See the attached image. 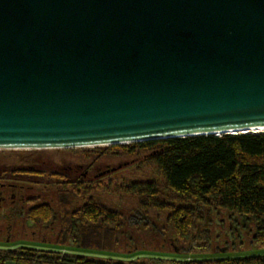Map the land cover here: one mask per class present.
Instances as JSON below:
<instances>
[{
	"label": "water",
	"instance_id": "obj_1",
	"mask_svg": "<svg viewBox=\"0 0 264 264\" xmlns=\"http://www.w3.org/2000/svg\"><path fill=\"white\" fill-rule=\"evenodd\" d=\"M264 128V0H0V149Z\"/></svg>",
	"mask_w": 264,
	"mask_h": 264
},
{
	"label": "trees",
	"instance_id": "obj_2",
	"mask_svg": "<svg viewBox=\"0 0 264 264\" xmlns=\"http://www.w3.org/2000/svg\"><path fill=\"white\" fill-rule=\"evenodd\" d=\"M116 149L131 156L142 152L141 163L148 177L140 182L123 183L118 191L136 196L140 209L167 211V220L176 233H185L197 221L200 223L203 211L212 214L223 211L241 229L253 226V241L264 244V132L167 138L92 147L91 151L99 155L104 150ZM81 184L84 190L89 188ZM51 187L48 190H53L55 196L35 210L40 220L60 221L57 242L63 244L66 235H72L70 238H76L80 247L112 251L119 240L117 213L90 197L79 200L72 197L75 186L71 181H55ZM53 197L56 208L52 206ZM238 219L246 226L239 224ZM11 253L16 255L13 264H57L43 256L51 251L19 248ZM70 259L69 264H98L79 255ZM175 264H264V255Z\"/></svg>",
	"mask_w": 264,
	"mask_h": 264
},
{
	"label": "rangeland",
	"instance_id": "obj_3",
	"mask_svg": "<svg viewBox=\"0 0 264 264\" xmlns=\"http://www.w3.org/2000/svg\"><path fill=\"white\" fill-rule=\"evenodd\" d=\"M81 149L89 151L87 153ZM81 149L0 151V163L8 170L15 169L12 173L22 174L23 176H16L20 179H28L29 175L32 181L35 180L36 183L30 182L28 185H31V189L38 195L43 196L40 197L41 202H47L50 196H55L53 190H48L53 189L51 186L55 181L65 180L73 182L75 188L69 194L75 199L90 197L107 210L117 213L116 225H120L119 240L114 249L107 251L80 247L75 243L76 238H70L72 235H66L63 244L53 242L59 232L60 221L40 220L38 211L35 210L37 206L32 210H21L19 218L17 217L20 220L17 227L21 229L20 222H25L28 234L25 236L18 233L14 239L11 238L8 245L1 247L15 248V251L19 245L38 250L47 249L52 251L51 253L79 255L98 264H128L129 261H137V264H175L183 261L264 255V244L253 241V226L247 225L245 232L244 228L241 229V226L229 221L223 211L214 214L203 211L204 218L200 223L197 221L195 227L191 226L193 229L189 228L187 232L178 234L167 220V211L151 207L140 209L136 196L119 192L118 189L123 183L140 182L148 178L145 166L141 163L142 152L131 156L116 149L104 150L98 155L97 152L91 151L92 147ZM134 164L136 166H131ZM73 165L80 167L78 175H65V168ZM80 182H83V187L89 185V188L84 190L79 186ZM53 200L52 206L56 208L55 197ZM239 220L241 219H238L239 224L244 225ZM38 222L44 224L41 226L45 230L40 231L39 225H36ZM30 230L44 232L45 238L50 241L52 239L53 244L41 243L39 238L35 239L30 234Z\"/></svg>",
	"mask_w": 264,
	"mask_h": 264
},
{
	"label": "flooded vegetation",
	"instance_id": "obj_4",
	"mask_svg": "<svg viewBox=\"0 0 264 264\" xmlns=\"http://www.w3.org/2000/svg\"><path fill=\"white\" fill-rule=\"evenodd\" d=\"M79 166L73 165L72 167L65 168V175H72L77 176L79 172ZM10 170V171H9ZM7 169L1 166L0 163V264H13L12 260L15 259V253H11L15 251V248H6L1 247V245L9 244L11 242V238L14 239L16 234H23L27 235V228H25V222H20V228L17 226L19 225V216L21 214V210L25 211L32 210L34 207L42 204L41 198L42 195H38L37 192L31 189V185H28L32 181L30 176L28 175V179H20L16 176H23L20 173H12L15 169ZM58 173V172H54ZM85 175V174H84ZM34 202H36L34 204ZM39 203V204H37ZM18 217V218H17ZM39 225L40 231L45 230L41 225L43 223H36ZM43 229V230H41ZM24 232H22V231ZM20 231V232H19ZM52 233V232H51ZM30 234H32L35 239L39 238L41 243L53 244L52 239L51 241L45 238L44 232H36L34 230H30ZM58 234V233H57ZM58 239L57 236L53 242L57 243ZM7 244V245H8ZM19 248H26L24 245H19ZM37 249V248H36ZM43 250V249H40ZM49 251V250H43ZM52 252V251H51ZM56 252V251H54ZM46 258L51 259L52 261L56 262L57 264H69L71 261L70 256H64L63 253L58 254L50 253L47 255H43ZM47 259V260H49Z\"/></svg>",
	"mask_w": 264,
	"mask_h": 264
},
{
	"label": "bare ground",
	"instance_id": "obj_5",
	"mask_svg": "<svg viewBox=\"0 0 264 264\" xmlns=\"http://www.w3.org/2000/svg\"><path fill=\"white\" fill-rule=\"evenodd\" d=\"M264 132V128L262 127H259V128H252V129H248L246 131H240L238 133H263ZM217 135H221V134H217ZM89 148V147H88ZM9 151V150H12V149H0V151Z\"/></svg>",
	"mask_w": 264,
	"mask_h": 264
}]
</instances>
